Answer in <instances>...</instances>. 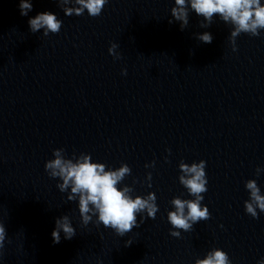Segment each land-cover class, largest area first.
Wrapping results in <instances>:
<instances>
[{
  "label": "clouds",
  "instance_id": "clouds-1",
  "mask_svg": "<svg viewBox=\"0 0 264 264\" xmlns=\"http://www.w3.org/2000/svg\"><path fill=\"white\" fill-rule=\"evenodd\" d=\"M67 2V0H66ZM80 5L77 8L65 9V13L71 15L73 12L79 16L87 10L89 16L97 17L101 14L108 0H75ZM176 7L171 9V14L177 21H181L183 29L188 24V8L202 16L207 24L202 27L210 26L215 14L225 22H231L235 28L232 37L247 33L258 36L260 30L264 29V5L261 0H175ZM21 15L26 16L32 9L29 0H20ZM32 32H37L42 27L46 29L45 35L49 31L57 33L60 30L61 22L50 12L36 15L28 21ZM171 23V21H169ZM199 39L204 43H211L212 36L205 32ZM117 45L112 44L109 53L114 54ZM236 49L234 48V51ZM63 149H55L53 155L55 159L45 163V170L52 178H62L63 183L58 185L64 191L69 184L72 185L71 192L79 196V213L83 218V223L87 225L91 220L89 215L98 213L97 226L101 223L106 228L113 229L118 235L124 236L134 227H137V215L146 212L150 218H155L158 206L156 197L149 193L147 196H136L132 198L128 193L130 189L124 187L120 189L118 184L131 174V169L127 164H123L116 170H105L102 163L90 162V157L84 156L76 163L65 160L61 156ZM206 163L201 160L191 164L183 161L179 164V182L194 199L173 198L170 203L175 211H169L167 219L173 229L184 230L192 229V225L207 220L210 212L207 206H202L204 199L202 193L207 191V178L205 172ZM261 169L257 168L259 175ZM246 188L250 191V197L244 202L245 211L253 218H258L257 209L264 212V195L257 185L256 180H248ZM69 200L75 199V195L69 196ZM56 227L52 232L54 243L60 242V233H64L65 239H72L76 230L69 222L67 215L56 220ZM170 235L179 237V231H171ZM6 229L0 222V249L4 247ZM196 264H230L228 254L220 249L210 252L205 259L197 260ZM258 264H264L261 259Z\"/></svg>",
  "mask_w": 264,
  "mask_h": 264
}]
</instances>
